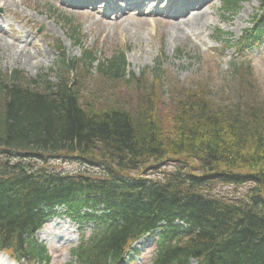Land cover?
I'll return each mask as SVG.
<instances>
[{"label":"trees","instance_id":"1","mask_svg":"<svg viewBox=\"0 0 264 264\" xmlns=\"http://www.w3.org/2000/svg\"><path fill=\"white\" fill-rule=\"evenodd\" d=\"M260 2L264 8V0ZM263 25L258 22L255 37L263 35ZM84 59L91 65L96 57L85 52ZM61 63L60 72L76 70L65 57ZM124 66L119 54L100 62L98 71L116 81L123 78ZM240 68L234 64L232 75L240 77L246 92L252 74L244 78ZM58 77V83L40 87L41 78L0 74V147L97 158L106 164L108 175L59 176L45 167L25 172L21 166L1 165L2 249L24 255V234L44 218L36 213L43 205L62 203L70 215L84 218L82 208L90 203L103 202L108 208L115 200L121 212L111 209V219L122 224L112 231L105 227L83 248L80 259L88 264H109L128 238L173 218L186 221L188 229L179 240L165 235L155 264H189L191 258L196 264H264L262 192L241 201L205 192L212 183L245 180L264 188V100L238 98L217 104L201 85L175 89L164 104L160 70L128 101L96 92L86 96L74 77ZM169 157L177 161L176 171L161 179L145 178L131 185L125 175ZM28 248L26 256L48 260L44 249L35 253L33 243Z\"/></svg>","mask_w":264,"mask_h":264},{"label":"rangeland","instance_id":"2","mask_svg":"<svg viewBox=\"0 0 264 264\" xmlns=\"http://www.w3.org/2000/svg\"><path fill=\"white\" fill-rule=\"evenodd\" d=\"M12 1L14 4L11 3V0H0V10H2L0 15L9 11L7 12L9 23L0 19V28L7 33L0 34V71L3 74L17 70L20 72V76L33 79L39 75L49 74L48 80L55 82V77L51 71L55 70L57 54L54 49L51 54L46 43L50 42L51 44L52 38H61L60 40L70 57H80L82 50L93 48L99 56L112 53L114 50H123L127 57V73L141 77L145 81L144 86L148 85L151 76L150 71L160 63L161 65L157 67L165 74L162 91L167 99L177 87L197 88L199 85L205 84L209 88L208 92L214 95L215 102L222 105L230 104L232 100H236L237 93L235 90L237 87L227 88L228 82L224 80V73L233 57V50H225L220 43H216L213 39L220 36L217 30L222 31V33H231L234 38L238 37L244 28L250 26L248 23L250 16L258 8L257 0H241L240 9L236 15L224 17L220 10L221 0H214L205 9V20L199 26L191 25L188 30V38L182 34L181 39L175 40L166 33L172 23L165 21L168 19L165 17H159L158 21H153L154 18L142 19L143 16L137 18L138 14L131 13L126 17L125 23L120 22L117 27L109 26L107 28L104 25L106 23L99 19L106 18L105 16L82 13L80 12L82 10L73 11L52 0ZM5 4H8L7 8L4 6ZM150 6L153 9L157 8L156 3ZM19 18H26L27 20H24L27 24L19 21ZM9 24L16 29L18 36L29 37V40L44 54L43 63L39 68L25 65L23 57L19 59L18 56L13 55V52L5 50V41L11 44V47L15 46L21 49L18 45L19 42L15 41L12 36L14 33ZM130 24L141 32L134 36L129 31ZM40 29L41 32H38ZM71 29L77 30L81 47L74 45V37H69L72 34ZM16 31L14 30V32ZM253 52L264 54V46L257 47ZM24 54H29V52L25 51L21 55L25 57ZM212 55H216V57H212ZM262 61L255 59V78L251 82L254 90L245 93L242 96L243 101L248 102L250 98L255 97L257 101L264 100V61ZM218 78L220 79L218 80ZM101 82L99 77H93L84 86L87 89L91 87V90L96 91L100 96L118 97L123 101L135 97L140 90L139 86L134 89L124 86L123 82H118L119 86H110ZM57 164L60 169L68 172L77 169V165ZM227 189L223 188V190ZM217 191L219 192L220 189L218 188ZM233 194V190L229 189L228 195ZM235 195L240 196L241 193H235ZM65 230L67 236L59 242L57 235L60 231ZM71 230V225L67 221L55 220L48 222L38 233L37 237L41 242L50 247L51 244L54 246V248L51 247L53 256L51 264H65L70 261L69 248L78 243L77 233H71ZM42 236L44 237L42 238ZM141 257L143 260L146 258L149 260L150 255L146 254Z\"/></svg>","mask_w":264,"mask_h":264},{"label":"bare ground","instance_id":"3","mask_svg":"<svg viewBox=\"0 0 264 264\" xmlns=\"http://www.w3.org/2000/svg\"><path fill=\"white\" fill-rule=\"evenodd\" d=\"M13 1L11 0V3ZM14 4V2L12 3ZM8 4H5L4 6L7 8ZM82 13H86V11H80ZM206 13L204 12V10H200L197 11L194 15L190 16V17H182L179 18L175 23H172L170 25L169 30L166 32L169 36L171 35L172 38H174L175 40H179L182 38V34L184 36L187 37V31L188 29L191 27V25L196 24V26H199L200 23H202L205 18H206ZM4 19H7L6 17ZM170 22V21H169ZM106 23H109V21H106ZM105 27H109L112 25L109 24H104ZM129 31L136 36L137 34H139L138 28H136L134 25L130 24L129 25ZM0 34H3V32L0 31ZM11 37V36H10ZM14 40L18 41V40H23L20 39L19 37L14 36ZM5 45V50L13 52V55L18 56L19 59H21L22 57L25 59L24 60V64L25 65H32L35 68H39L41 66V64L43 63V59H44V54H42L40 52V50H38L34 45H32L31 43L28 42L27 37H24V41L21 42L20 48H16L15 46L11 47V44H9L7 41L4 42ZM21 52L19 54V52ZM25 51H28L29 54H24L26 55L25 57L22 56L21 54ZM27 53V52H26ZM39 60H38V59Z\"/></svg>","mask_w":264,"mask_h":264}]
</instances>
